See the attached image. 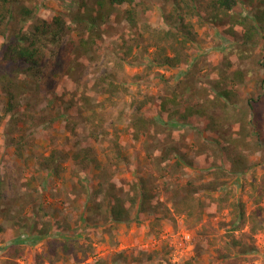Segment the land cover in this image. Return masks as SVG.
<instances>
[{
  "label": "rangeland",
  "instance_id": "rangeland-1",
  "mask_svg": "<svg viewBox=\"0 0 264 264\" xmlns=\"http://www.w3.org/2000/svg\"><path fill=\"white\" fill-rule=\"evenodd\" d=\"M78 1H25L43 18L65 16L67 29L47 59L51 65L44 83L11 74L23 106L16 115L31 114L16 130L12 114H5L8 97L0 85V114H5L0 122V264H90L100 258L114 264L119 251L124 264H221L224 255L239 264H264V32L247 44L229 16L201 25L189 15L185 23L191 33L185 34L180 23L164 15L174 10L172 2L139 0L137 31L124 17L125 6L110 8L95 27L100 43L86 50L78 22L95 2L80 9ZM262 11L256 1L241 2L234 10L251 18ZM167 31L179 33V40ZM176 52L182 61L175 67L156 61ZM0 69L9 70L2 61ZM109 77L121 84L113 93L104 89ZM224 88L237 94L236 104L222 105ZM144 100L150 123L137 134L128 126ZM186 108L190 117L178 119L177 111ZM237 124L246 125L239 144L233 139ZM95 126L100 134L93 141ZM20 135L22 155L11 142ZM215 139L228 140L227 148ZM89 145L104 164H112V174L103 179L98 168L82 172L84 188L72 155ZM52 153L60 160L59 171L40 166ZM109 181L124 188L145 182L160 209L134 211L129 220L113 222L105 192ZM213 182L218 187L210 188ZM189 190L197 207L191 215L174 207ZM235 200L257 217L233 232L227 223ZM46 214L60 218L47 234ZM57 239L61 258L49 245Z\"/></svg>",
  "mask_w": 264,
  "mask_h": 264
},
{
  "label": "trees",
  "instance_id": "trees-1",
  "mask_svg": "<svg viewBox=\"0 0 264 264\" xmlns=\"http://www.w3.org/2000/svg\"><path fill=\"white\" fill-rule=\"evenodd\" d=\"M26 0H0V61L4 62L5 67L9 70L0 69V85L4 87V90L8 97L7 106L5 108V114L10 113L11 122L14 126V130L18 129L17 124L25 123L30 117V112L22 111L25 116L16 115L23 106L20 100L17 99L20 88L18 83H16L12 78L11 74H21L24 77H29L35 82L42 81L44 83L46 78V71L51 65L50 57H53L57 52V48L60 45L62 38L66 34L67 20L66 17L58 14L53 17L43 18L38 16L36 13V8L31 7L25 3ZM95 6L92 11L84 12L85 14L79 19L78 22L80 27H82L81 35V46L86 50L92 49L95 45L100 43L101 35L95 30L99 24L97 21L99 18H106L109 14L110 8H121L125 6L124 17L128 21L129 25L134 31L138 30L139 18L136 11V5L139 4V0H93ZM166 2L173 3V9L170 12H164V15L171 22L180 23L183 32L185 34H190V25L185 23V19L189 15H194L198 18L201 25L205 22H216L223 16H229L235 26L239 27L242 31V38L244 43H252L255 41L256 36L264 32V11L262 14L257 13L254 18L247 15H239L234 12L235 8L239 3H247V1H256L261 7L264 6V0H165ZM80 9L89 8V0L78 1ZM177 18V19H176ZM260 25H258V24ZM262 30V31H261ZM167 35H175V38L179 40V33L173 31H167ZM184 41L187 37L183 38ZM80 46V47H81ZM164 50V49H163ZM156 61H160L162 65H168L171 67L177 66L181 63L182 58L178 52L174 55L169 56L167 54H162V57ZM104 89L107 91L118 90L121 84L115 82L111 77L104 79ZM84 96V101L89 103L86 95ZM176 97V96H173ZM221 101L222 105L227 106L231 102V105L237 103V94L232 92L229 88H224L221 91ZM167 101H163L165 104ZM146 102H140L137 104L135 111L131 115V120L129 123V128L137 134L147 129L150 123L149 117L146 115L144 110ZM162 104V105H163ZM252 105V103H250ZM22 108V109H21ZM190 112L186 110H178L177 116L187 120L190 117ZM5 114H0V122ZM246 115V114H245ZM254 119L257 117L258 113L254 112ZM22 117H26L24 120L20 121ZM258 118H256L257 120ZM250 121V119H249ZM187 123V122H185ZM257 127H259V123ZM246 125L237 124L233 129V139L239 144L240 139L246 136ZM20 130V129H19ZM213 130H209V135ZM90 137L93 141L98 140L100 130L98 126L90 132ZM251 136V132L247 133V137ZM22 136L20 139L17 137L12 138L11 142L14 143L18 149V153L22 155L23 144ZM218 144H225L223 148H227L229 141L221 142V139H215ZM219 144V145H220ZM221 146V145H220ZM121 145L115 143L116 158L119 161L123 159ZM169 150V149H168ZM168 150L164 155L168 154ZM170 151V150H169ZM186 157V156H184ZM72 159L76 168L73 170L78 178L80 185L86 188V182L84 179L85 173L92 168H98L102 172L103 179L110 178L112 174V164H104L102 160L95 153V149L92 146H84L78 151H74ZM118 165V164H115ZM42 168L52 169L53 171H59L61 169V163L58 157L52 153L51 156L46 158L40 163ZM85 172V173H82ZM210 188H216L218 185L216 183L210 184ZM128 189L127 197H124V190ZM106 192V201L108 203L109 216L113 222H124L129 220L134 211L138 213H154L160 209V203L154 197V194L149 190L145 182L139 183L137 181H132L128 184V187L124 188L117 187L113 182L109 181L108 188ZM181 200L174 205L176 210L185 211L188 215L193 214L197 210L196 205L193 203V192L189 190L184 194ZM201 204V203H200ZM231 220L227 223L229 229L233 232L242 230L249 222H253L255 217H257L256 211H252L250 214L247 213L245 203L240 200H235L231 202ZM91 206H88L90 209ZM97 208L96 206H94ZM98 209V208H97ZM92 210H95L92 208ZM201 212L204 211V206L200 205ZM47 217V218H46ZM54 217V216H53ZM46 220L44 223L43 233H50L52 222L58 224L60 218H52L49 214L45 216ZM252 233L256 234L259 230L256 224L252 225ZM41 231H43L41 229ZM235 240H233L234 242ZM62 241L57 239L50 242V249L57 254V258H61L60 252L56 251V244ZM235 244L240 245V242L235 241ZM63 251L69 253L68 244H64ZM247 251V250H246ZM115 263L118 262L124 264V251H119L114 256ZM221 264H239L237 258L230 257V255H224L221 258ZM105 264V259H98L94 263ZM114 263V264H115ZM186 264H194L191 261H187Z\"/></svg>",
  "mask_w": 264,
  "mask_h": 264
}]
</instances>
